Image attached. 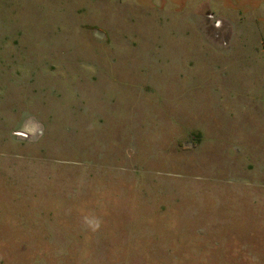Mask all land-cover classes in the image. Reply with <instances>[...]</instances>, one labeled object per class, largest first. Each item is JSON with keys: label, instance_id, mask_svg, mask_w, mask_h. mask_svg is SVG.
Masks as SVG:
<instances>
[{"label": "rangeland", "instance_id": "374dc122", "mask_svg": "<svg viewBox=\"0 0 264 264\" xmlns=\"http://www.w3.org/2000/svg\"><path fill=\"white\" fill-rule=\"evenodd\" d=\"M0 264H264V0H0Z\"/></svg>", "mask_w": 264, "mask_h": 264}]
</instances>
